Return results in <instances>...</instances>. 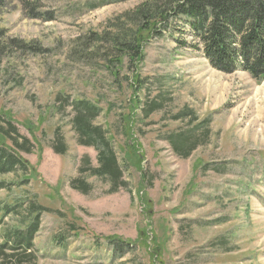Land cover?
<instances>
[{
  "label": "rangeland",
  "instance_id": "1",
  "mask_svg": "<svg viewBox=\"0 0 264 264\" xmlns=\"http://www.w3.org/2000/svg\"><path fill=\"white\" fill-rule=\"evenodd\" d=\"M113 1L5 0L0 27L25 47L0 55V114L33 145L21 156L34 176L0 192V245L19 228L3 208L35 200L47 211L29 257L0 264H264V80L213 69L180 19L140 63L106 70L109 36L149 2ZM78 101L100 109L90 124L123 168L115 190L92 175L99 151L78 142ZM205 121L194 150L174 152L170 139ZM104 238L128 250L113 255Z\"/></svg>",
  "mask_w": 264,
  "mask_h": 264
},
{
  "label": "trees",
  "instance_id": "2",
  "mask_svg": "<svg viewBox=\"0 0 264 264\" xmlns=\"http://www.w3.org/2000/svg\"><path fill=\"white\" fill-rule=\"evenodd\" d=\"M121 1L125 0L113 2ZM4 5L5 0H0V13ZM132 13L131 17L129 14L125 15L126 26L117 29L107 40L110 41V48L115 56L104 60L106 70L112 69L111 66L121 65L124 60H127L129 66L135 62L140 63L143 46L153 37H160L163 31L172 28L174 21L180 19V24L182 22L193 36L195 44L189 45H193L191 47L200 52L213 69L227 74L241 70L257 82L264 80V0H149ZM179 44L182 47L188 46L186 41ZM7 47L22 50L25 44L7 37L6 31L0 27V55ZM136 83L139 89L142 88L139 78H136ZM133 86L136 88L134 84ZM72 106L76 113L74 128L79 134V144L94 147L99 151V166L92 175L109 178L115 190L122 177L123 168L106 138L102 136L101 129L91 127L90 124L100 113V109L86 101L72 102ZM158 107L152 105L149 112L152 113ZM188 113L183 112L180 115ZM207 124L206 121L195 124L176 140L171 138L174 152L187 157L195 148L196 130ZM204 136L206 137V134ZM32 148L29 139L19 135L11 119L0 114V178L12 175L16 181L7 184L0 180V192L8 191L15 185L21 188L34 176V169L29 167L28 162L21 156V153L30 154ZM55 151L63 155L66 148L60 145ZM77 187L83 193L87 191L86 185L80 184ZM3 209L7 215L18 219L19 228L13 227L3 234L0 259L6 255L5 260L8 262L17 251H21L20 257L26 259L33 247V238L39 230L41 215L47 210L35 200H26ZM72 228L69 232L77 233V229L74 226ZM104 241L111 245L113 255L120 257L128 250L129 244L119 238H104ZM8 249L12 254H5ZM23 263V260L18 261V264Z\"/></svg>",
  "mask_w": 264,
  "mask_h": 264
}]
</instances>
